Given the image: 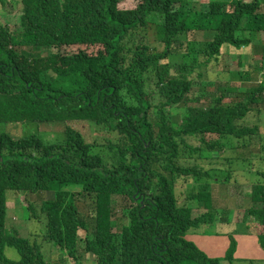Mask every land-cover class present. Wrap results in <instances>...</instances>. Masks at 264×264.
Segmentation results:
<instances>
[{
	"label": "trees",
	"instance_id": "trees-1",
	"mask_svg": "<svg viewBox=\"0 0 264 264\" xmlns=\"http://www.w3.org/2000/svg\"><path fill=\"white\" fill-rule=\"evenodd\" d=\"M193 3L198 8L189 0H81L77 8L70 0H22L18 25L0 23V125H64L59 143L0 131V264H51L41 243L7 232L6 192L37 195L55 186L54 198L25 209L45 219L43 242L59 249L63 263L88 255L94 264L257 263L235 257L231 233L207 236L228 239L222 258L187 239L219 211L210 184L188 203L177 202L175 190L217 172L202 166L216 153L227 173L219 219L228 225L240 169L252 205L238 217L258 225L264 252V14L259 0ZM202 32L206 40L193 39ZM27 45L50 53L28 58L20 50ZM223 46L260 53L248 55V66L238 63L236 74L216 73ZM170 53L180 62L170 64ZM233 78L255 84L238 94L221 85ZM72 121L102 136L85 140ZM8 247L18 261L4 255Z\"/></svg>",
	"mask_w": 264,
	"mask_h": 264
},
{
	"label": "rangeland",
	"instance_id": "rangeland-1",
	"mask_svg": "<svg viewBox=\"0 0 264 264\" xmlns=\"http://www.w3.org/2000/svg\"><path fill=\"white\" fill-rule=\"evenodd\" d=\"M62 1V0H60ZM192 1V4L194 6L193 9L198 8L197 5H195L193 2H198L199 0H189ZM220 1H230V0H220ZM251 1V0H249ZM71 4H73L74 7H79L81 0H70ZM260 10H262V1H260ZM54 8L61 7V2L59 4H56L53 6ZM23 9L22 0H0V23L1 24H9L10 28H13L14 26L18 25V19L19 15ZM227 10L230 9L229 6L226 8ZM203 34H196L193 36V39H196V41H204L208 38V36H205L207 33L202 32ZM191 34V33H190ZM193 35V34H191ZM188 39H190V36H188ZM157 46V45H156ZM159 47V46H158ZM160 48V47H159ZM254 48V47H253ZM252 49H248V47H243L241 49H236L231 46H223L221 48V58L220 62L218 64V68L216 73H222L226 68L230 72H233V74H236L238 63L239 65H246L248 66V55L252 52H256L257 55L260 53L259 47L255 48V51ZM163 49V48H161ZM21 52L28 58L31 57H46L50 51L42 48V47H29L28 45L26 47H23L20 49ZM170 60V64H177L180 61L175 57V54L170 53L168 55L167 61ZM254 64H258L257 60L254 61ZM264 65V63H263ZM245 66V67H246ZM171 71H173L171 69ZM53 76V75H52ZM215 74L208 73V79L209 80H215L216 79ZM227 76V75H224ZM209 80L204 79L206 88H210L213 83H211ZM221 85L225 86V84L229 83V86H234L236 92L238 94H241L243 91L248 90L251 84L255 83H242L239 80H236L233 78V80L226 82L225 80H220ZM197 87V85L195 84ZM213 88V87H212ZM192 98H189L191 100ZM226 101V100H225ZM195 103L190 102L189 106L194 105ZM254 120V119H253ZM81 121H72L69 122L68 125L80 132L85 140L91 141L92 138L100 137L102 136L101 130L93 127V126H82ZM64 125H57V124H45V123H20V122H12V123H4L0 125V131L7 133L12 138H24L30 135H35L38 137L44 138L49 143H59L62 141L60 133L63 131ZM256 141H258L256 139ZM253 146V144L251 145ZM259 146L256 145L252 147L253 152L256 154ZM250 148L245 150L243 153L247 154L249 156ZM239 154V153H238ZM195 156V155H192ZM211 160H207V164L202 161V166L205 170L208 171L210 168L217 169V172L210 173L209 178L201 179V183L198 185H194L191 183H184L179 182L176 186L175 194L177 198V202L179 203H188V198L191 193L196 192L199 187L203 184H210V191H211V197L213 200L214 208H218V211L221 213V208L224 205V202L222 200V196L226 194V191L222 190L220 188V184L224 181V179L227 177L226 171H224L221 168V161L219 159V155L216 153H210L209 155ZM238 156V155H237ZM227 157V156H226ZM216 163V165H215ZM231 168L234 170L237 168L236 166L232 165ZM237 173V183L231 184L234 185L235 188L233 190V187H230L233 192V200L227 206L230 208L232 212V216L229 220L230 224L226 225L221 222L220 213L218 212L215 216V219L210 223L203 225L197 229H192L187 232L188 237L187 239H192L199 243L198 246L205 252H207L210 257H219L222 258L225 254V251L228 248L229 241L226 237L218 236V237H212L210 239H207L208 235L211 234H220V233H231L236 241L239 244V248L237 251V254L240 256L245 255L248 251H250V241L244 240L245 246L244 248L241 247L242 241L239 238V234L243 232H248V229L252 231L253 233H259L258 225L253 222L249 221L247 223H240L241 217L244 214V209L249 208L252 205V202L249 198V195L247 194L246 188L243 185L251 184L247 183L243 176H240V169H236L235 171ZM263 179V178H260ZM252 180L255 181L254 177H252ZM200 181V180H199ZM198 181V182H199ZM72 186H64L63 190H66ZM54 190L47 191L46 193H40L37 195L30 194V193H17L13 191H7L6 192V198H7V214H6V228L7 232L11 235H15V233L12 231L15 230L16 233L25 239H29L31 242H39L42 245V248H40V251L44 254L45 259L47 263L51 264H94L93 263V256H83L78 260V262H75L68 256L67 260L63 263V260L60 256V251L57 247H53L50 245V243L43 242V235L46 233L45 229V219L44 218H35L30 217L29 212L25 209L29 203H35L38 206H40L41 202L45 199H52L55 197L56 194V186L53 188ZM237 203L239 208H237ZM87 205L90 204L88 201L86 203ZM123 205L120 203L119 200H117L116 209H115V218H117L118 222L120 223L121 217L123 216ZM225 208V207H224ZM242 208V209H241ZM88 211L86 208H81V210ZM242 215H240V218L238 217V214L240 211H242ZM38 217L40 215L39 211L37 210ZM198 211L196 208L192 212V216H197ZM238 233V234H237ZM258 237V235H257ZM257 253L259 254V250H257ZM4 255L14 261H18L20 259V256L18 252L14 248H6L4 251ZM261 256L257 257V263L255 264H264ZM227 264L225 261L221 262V264ZM187 264H197V263H187ZM234 264H248L244 262L236 261Z\"/></svg>",
	"mask_w": 264,
	"mask_h": 264
},
{
	"label": "crops",
	"instance_id": "crops-1",
	"mask_svg": "<svg viewBox=\"0 0 264 264\" xmlns=\"http://www.w3.org/2000/svg\"><path fill=\"white\" fill-rule=\"evenodd\" d=\"M261 1H262V10H261V12L264 14V0H261ZM238 236H239L240 240L242 241V244H241L242 248H244V246H245L244 240L247 239V240L250 241V251H248L245 255L240 256L239 254H237V251H238V248H239V244H238V248H237V251H236V254H235V257L237 259H247V260H255V261H257V257L261 256L263 258V260H264V252L262 251V249L259 246L257 233H253L252 231H250L248 229V232L240 233ZM197 245H199V244H197ZM257 250H259V254L257 253ZM205 253H207V252H205ZM259 261H261V260H259Z\"/></svg>",
	"mask_w": 264,
	"mask_h": 264
}]
</instances>
